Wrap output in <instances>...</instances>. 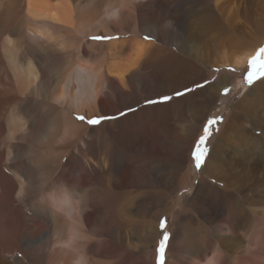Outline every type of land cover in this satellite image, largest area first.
<instances>
[{
	"label": "bare ground",
	"instance_id": "bare-ground-1",
	"mask_svg": "<svg viewBox=\"0 0 264 264\" xmlns=\"http://www.w3.org/2000/svg\"><path fill=\"white\" fill-rule=\"evenodd\" d=\"M7 3L10 12H6L8 15L6 20L0 21V34H8V29L13 25L10 23H14L11 22L12 16L10 14L17 9L20 11L21 20L15 22L13 26L15 28L20 27L19 31H22L21 24L27 20L30 22L28 27H31V29L29 27V32L34 37L44 41L45 44L47 43L46 40H50L47 37L52 36L53 30L71 36L72 40L76 42L75 47L73 46L71 49L72 51L62 52L64 56L69 57V63L65 66H68L67 69L70 70L71 67L74 68L75 66L76 74L80 76L78 77L80 82L76 81L78 87L86 85L81 76L92 77L95 83L92 92H88L86 96L83 94L76 96L72 94L71 89L73 79L69 74L67 75V87L61 89L57 99L68 104L67 109L71 112L75 110L89 117L114 116L132 106L141 104V102L152 100L164 94H175L177 91H182L187 85L207 82L205 88L196 89L180 98H174L173 101L163 106L142 108L137 113L127 115L116 122L119 128L121 124H126L128 121L132 122L130 130H133L135 135H131V137L128 135L125 139L123 147L126 151L121 150V153L115 149L109 152L110 149H106L105 151L108 152L103 153L99 163L90 160L93 169L92 171L88 170L87 174H89L92 182L99 183L100 186L97 185L101 187L102 191L120 195L129 192L136 196V200L139 196L151 199L150 197L154 195L147 189L166 188L167 185L179 179L185 156L194 142L196 143L194 139L199 130H201V134L197 143V151L202 153L204 149L206 152L211 150L207 161L205 164L203 163L204 174L210 177L209 179L223 183L224 188L232 189L236 186L243 187L244 182L245 184L250 182L251 174V177H254L256 174L253 170L255 154H251L252 146L250 149H245L242 137H238L239 113H232L231 111L221 130L205 131L209 123V111L219 89L236 78L239 70L245 65L248 58L252 57L256 47L264 39V0H1L0 7ZM130 33L133 36L125 40L116 38L106 43H87L80 40V38L94 35L108 36ZM141 36H148L149 40L145 41L141 39ZM79 43H83V47L88 48L92 55H85L86 53L80 50ZM171 47L175 48V52L170 51ZM14 50L13 40L7 36L1 51H3L8 66L12 69L16 91L22 95L41 96L39 95V84L37 85L38 69L35 65L33 66L31 61L27 70L18 66L19 62ZM90 56H93V59ZM54 59L60 68L62 65L61 55H54ZM208 67H213L216 72L209 74L207 72ZM232 70L236 72L233 74ZM214 75L217 77L215 81L213 80L214 83L209 82L210 77ZM41 80L44 79L41 78ZM251 98L259 99L264 108V80L256 84L240 100L237 110L246 113L249 105H251L249 99L253 101ZM101 99L111 103L115 109H103L102 105L99 104ZM258 110L256 111L258 112ZM250 122L253 126L260 123L264 133V116H253ZM110 127L111 125L108 126V128ZM73 128L75 130H77L76 128L80 129L74 124ZM23 131L24 126L16 121L13 126L8 127L7 133L9 138H14ZM119 134L120 136L121 134L125 135L122 128ZM134 136L135 140L133 139ZM50 139L46 136L45 140L42 139V141L47 142ZM215 139H219L233 148L234 151L228 152L226 159L215 157L216 153L212 148ZM162 150L168 154L166 157L161 156ZM120 153L123 154V157ZM54 161L51 164L47 161L43 162L42 184H47L55 171L58 170L55 165L57 162ZM167 163L169 164L167 165ZM170 164L174 165L172 166L173 169L167 170L166 167ZM148 165L152 166L150 171L148 170L146 173L141 171L142 167H148ZM159 167H164V170H167L166 175L159 172ZM83 170L86 171L85 168L80 170L81 176L79 175L77 179L71 178L70 185H59L56 191L52 189L53 193L48 195L50 199L44 203L47 205L46 208L44 205L33 206L34 218L38 219L43 216L42 221L45 222L41 221L44 225L39 228L41 232L38 238L34 236V230L41 225H35L31 220L22 217L19 224L11 225L7 229L9 235L4 246H14L18 253H27L28 250L24 247L28 245H34L36 251L38 249L48 251L45 255L37 256L35 259L33 255V258L29 259L30 262L27 261L30 264H82L80 255L84 253L86 245L90 246L91 241V232H87L90 223L95 222L98 227L97 230L100 232L105 230V227L101 226L100 221H98L101 212L99 211L94 215L93 212L89 211L92 206H88V197L92 186L87 184L84 186V183L78 184L79 181L83 180ZM260 170V175L264 178V167ZM185 174L180 178H187L189 183L185 182L186 179L179 183L190 185L189 169ZM17 184V199L28 198L31 190L35 187L32 182L26 184L17 182ZM17 184H12L9 188L3 189L6 198H10L15 193ZM42 184L39 188L43 189ZM204 184L218 191L222 195L224 203H226V198L234 193L227 192V189L226 191L220 190L216 186L210 185L208 181ZM198 189L200 190L192 199V204L196 200L198 201L199 194L202 192V187ZM95 194L97 195V193ZM5 195L2 193V198ZM260 198L257 199L260 200ZM160 200L161 198L156 199L157 202ZM128 205L117 212L128 216L133 215L134 210ZM193 207L196 208V206ZM215 210L217 209L215 208ZM231 213L232 211L226 207L223 214L225 217L222 219V223L226 227L224 228L222 225L220 230L228 234L223 238L219 236V238L225 248L229 249L230 246L232 249L241 250L239 254L242 255L245 246L241 234L236 235L232 230L233 225H229ZM236 213L237 219L242 216L240 212ZM142 214H144L143 211ZM260 214L264 216V209L260 211ZM211 216L214 217V213L205 214L203 218L208 223L211 222ZM159 217L160 215L155 220H158ZM111 218L117 220V216L112 215ZM148 226L152 234L156 232L157 225L155 222ZM109 228L112 231L116 229L112 224H109ZM142 230L140 229L139 233L143 232ZM139 237L143 239L142 235ZM237 240L240 242L237 243ZM143 242H145L144 239ZM196 247L198 246L196 245ZM90 256L92 255L87 253L85 263L95 264L93 262L95 258Z\"/></svg>",
	"mask_w": 264,
	"mask_h": 264
},
{
	"label": "rangeland",
	"instance_id": "rangeland-1",
	"mask_svg": "<svg viewBox=\"0 0 264 264\" xmlns=\"http://www.w3.org/2000/svg\"><path fill=\"white\" fill-rule=\"evenodd\" d=\"M6 7L7 9H5ZM0 10V21L6 20L8 18L6 12H10L8 3L0 7ZM19 13L20 11L15 9V11L10 14L12 16L11 22H14L10 24L15 25V22L21 20ZM29 24L30 22L25 20L24 24H21L22 31H19L20 27H17V29L11 25L8 29V34H0V192L5 195V192H3L5 190L3 189L9 188L10 185L17 184V182L24 184L32 182L35 186L31 190L32 192L28 198H16L18 184L15 193L11 195L10 198H6V195L2 198V193H0V263L30 264L29 259L33 258V255L35 259L37 256L40 257L41 255L48 253L47 250L38 249V251H36L37 249L34 245L24 247V249L28 250L27 253H18L14 246H4L7 236L9 235L7 229L11 225L19 224L22 217H25L27 220L29 219L31 222L35 223V225H41L37 226L34 230L36 233V235L34 233V236L38 238L41 232V229L39 228L43 227L42 225H44L43 223L45 222L42 221L43 216H39L40 218L38 219L34 218L33 206L44 205V208H46L47 205L44 203H47L50 199V196L48 197V195H51L54 190H58L59 185H70L72 182L71 178L77 179L79 175L81 176L80 170L84 168L86 170L88 167L86 171L83 170V180L79 181L78 184L82 185V183H84V186L86 184L92 186V191L90 190V195L88 197V206H92L89 211L93 212L92 214L94 215L99 211L101 212L98 221H100L101 226L103 225L105 227V230L100 232V230H97L98 227L95 225V222H93V224L90 223L87 232H91V241L90 246L86 245L84 253L80 255L82 264H86L85 260L87 258L85 259V257L87 253L92 255L90 257L95 258L93 261L95 264L99 262L102 264H264V216L260 214V211L264 209V178L260 175V169L264 167V133L261 129L262 125L260 123L259 125L253 126L250 122L253 116H264L262 115L264 114V108L260 104L261 102L259 99L251 98L253 101L249 99L251 105H249L250 107L247 109L248 111H246V113L237 110V105L240 103V100L256 84L264 80V51H262L264 50V39L260 45L256 47L252 57L248 58L245 65L239 70V74L235 76L236 78L233 79L231 83L222 86L219 89L218 95L209 111V118L215 117L217 122L215 123L208 118L209 123L205 131L215 132L216 130H221L229 118L231 111L232 113H239L238 115L240 116H238V121L240 125L238 128V137H242L244 148L250 149V146H252L253 151L251 154H255L253 170H255L256 174L254 177H251V174V181L246 184L244 182L243 187L236 186L237 188L233 187L232 189H227L224 188L225 185L223 183L214 179H209L210 177L204 174L203 163L205 164L207 161L211 150L205 152L204 158H202L201 153L197 151L196 147L198 146L197 143L201 134V130H199L198 135L194 139L196 143L194 142V145L185 156L183 170L180 173L179 179L167 185L166 188L154 187L151 188L152 190L147 189L154 195L153 197H150L151 199L139 196L136 200V196L129 192L120 195L106 193L104 190L102 191L101 187H99V183L91 181L87 171H92V161L95 163L100 162L103 153L108 152L105 151L106 149H110L109 152L115 149L118 152H121V150L126 151L125 147H123L125 145V139H127L128 135H130V137L131 135H135L133 130H130L133 123L128 121L126 124H121V127L119 128L118 124H116L117 121L127 115L137 113L138 110L142 108L148 106H163L164 104L173 101L174 98L176 99L177 97L180 98L182 96H176L174 93L164 94L152 99L151 101H156L154 103H147L149 100L141 102V104L132 106L114 116L108 115V117H117L115 119H106L99 125L89 126L86 122L77 120V117L86 116L88 119L93 117L78 113V111L76 112L75 110L71 112L67 109L68 104H64L57 99L61 89L67 87L68 74L71 76V79H73V84L71 85L72 94L76 96L83 94L86 96L88 92H92L93 90L95 81L92 77L81 76L82 80L86 82V85L84 87H78L76 81L78 82L80 80V78H78L80 76L76 74L75 66L74 68L71 67V70L69 68L67 69L68 66H65V64L67 65L69 63V57L64 56L63 53L72 51L71 49L73 46L75 47L76 42L72 40L73 38L71 36H66L63 33L53 30L54 32L52 33V36L47 37L50 39H48L50 42L46 40L47 43L45 44L44 41L34 37L29 32ZM7 36L13 40L15 55L19 62L18 66H22L27 70L31 61L33 66L35 65L38 69L39 79L37 80V85L39 84V95L41 96L34 97L29 94L22 95L16 91L12 69L8 66L3 51H1L2 45ZM94 36L80 38V40L87 43H106L110 41H95L91 39ZM108 36L115 37L114 39L125 40L133 35L130 33L126 35L116 34ZM145 37L146 36H141V39H144L145 41L149 40V38L145 39ZM79 45L80 50L86 53L85 55H92L88 48L83 47V43H79ZM170 51L175 52V48L171 47ZM54 55H61L62 65L60 68L55 62ZM90 57L93 59V56ZM207 72L213 74L216 70L213 69V67H208ZM235 72L236 71L234 70L233 74ZM41 78L45 81L43 80V82ZM216 78L215 75L213 77L211 76L209 82L214 83ZM225 88L228 90L227 94H224ZM166 95L170 96L171 99L167 102H159L161 98ZM99 104L102 105L103 109H115L111 103L104 99H101ZM256 110H258V112ZM121 113L126 114L121 115ZM16 121L24 126V131L14 138H9L7 133L8 127L13 126V123ZM73 124L75 127H80V129L76 128L77 130H75ZM109 125H111L110 128H108ZM121 128L124 130L125 135L121 134L120 136L119 132ZM109 131H111V133H109ZM46 136H48L49 139L50 136L52 138L47 140V142H43L42 139L45 140ZM133 139L135 140V136ZM212 148L215 150L217 155H215V157H218L217 159H226L227 155L234 151L233 148L219 139H215ZM162 152L163 154L161 156L166 157L168 155L164 150H162ZM121 155L123 157V154ZM194 157H196L197 163L203 159L202 167L200 169L195 167ZM52 160H56L57 163L55 165L58 170L55 171L47 184H42L41 173L44 172L42 167H44L43 165L46 161L50 164L53 163ZM225 163L224 160V164ZM168 164L169 163H167V165ZM172 166L174 165L170 164L168 166L169 168L166 167L167 170H172ZM150 168H152L150 165H148V167L144 166L141 171L146 173ZM188 169L191 183L190 185H181L179 182H183L185 179V182L189 183L187 178H180ZM167 170H164V167H159V172L161 174L163 172V174L166 175ZM206 181L220 190L226 191L227 189V192L234 193L229 197L230 199L226 198V203H224V201H222V195L218 191H215L204 184ZM8 182L9 184H7ZM41 184V187L44 186L43 189L39 188ZM201 187L202 192L199 194V199L198 201L196 200L193 205L191 201L200 190L198 188ZM213 191L214 193H212ZM94 193H97V195H94ZM255 194L256 197H254ZM155 198L157 200L161 198V200L157 202ZM257 198H260V200ZM228 200H231L230 203ZM243 200L246 203H244ZM127 205L131 206L134 210L133 215L128 216L118 213L119 209L127 207ZM193 206H196V208ZM226 207L232 211L231 216L229 217V221H231L229 222V225H233L232 230L236 235L241 234L240 236L243 240V245L245 246L243 248L244 254L242 255L239 254L241 250L232 249L230 246L228 249L221 244L222 241H220L221 239L219 236L223 238V236L225 237L228 234L227 232L220 230L222 225L224 228L226 227L222 223V219L225 217L223 214ZM215 208L217 210H215ZM142 211L144 214H142ZM211 212L214 213V217L211 216V222L207 223L203 216L208 213L210 214ZM236 212L242 214L238 219L236 217ZM102 214H105V216H102ZM112 215L117 216V220L111 218ZM158 215H160V217L158 220H155ZM162 219L166 222L164 229L160 228V220ZM154 222L157 227L156 232L152 234L148 225L151 223L153 224ZM109 224L114 225L116 229L112 231L111 228H109ZM118 226L119 229H117ZM140 229H143V232H140L141 234L139 233ZM219 230L221 232L218 235ZM164 231L169 233L170 238L166 242L165 251L163 252L161 250V252L158 253L159 240L162 239ZM126 235L128 236L127 239ZM140 235H142L145 242H143V239H140V237L138 238ZM238 242H240V240H237V243ZM87 264L92 263L89 262Z\"/></svg>",
	"mask_w": 264,
	"mask_h": 264
},
{
	"label": "snow or ice",
	"instance_id": "snow-or-ice-1",
	"mask_svg": "<svg viewBox=\"0 0 264 264\" xmlns=\"http://www.w3.org/2000/svg\"><path fill=\"white\" fill-rule=\"evenodd\" d=\"M114 38L115 37H111V36L97 35V36L92 37L91 39H93L95 41H108V40H111V39H114ZM148 38L149 37H147V36L145 37V39H148ZM262 51H264V50H262ZM205 87H207V82H205V83H198L197 82L194 85L185 86L182 91H177L175 93V95L176 96H183V95L188 94L189 92L194 91L195 89H202V88H205ZM227 91H228L227 88H225L224 94H227ZM170 99H171V97L166 95V96L162 97L159 102H162V103L163 102H167ZM154 102H156V101H151V100L147 101V103H154ZM124 114H126V113H121V115H124ZM115 118H117V117H108V116H98V117H96V116H94L93 118L88 119L86 116H78L77 120H79L81 122H86L89 126H96V125L101 124L106 119H115ZM209 120H212L215 123L217 122L215 117L209 118ZM205 152H206V149H204L203 152L201 153L203 158L205 156ZM194 163H195V167L197 169H200L202 167L203 159L199 163H197L196 157H194ZM165 226H166L165 220H163V219L160 220V228L164 229ZM169 238H170L169 237V233L167 231H164L162 239L159 240L158 253H160L161 250L163 252L165 251L166 242L169 240Z\"/></svg>",
	"mask_w": 264,
	"mask_h": 264
}]
</instances>
